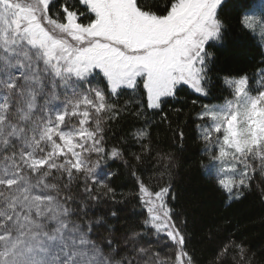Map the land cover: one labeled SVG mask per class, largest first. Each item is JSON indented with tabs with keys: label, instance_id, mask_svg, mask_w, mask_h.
<instances>
[{
	"label": "snow or ice",
	"instance_id": "6c2138e0",
	"mask_svg": "<svg viewBox=\"0 0 264 264\" xmlns=\"http://www.w3.org/2000/svg\"><path fill=\"white\" fill-rule=\"evenodd\" d=\"M221 3L168 0L161 11L147 0H0V264H199L171 186L148 183L132 163L143 162L150 120L133 133L142 151L130 158L125 144L108 146L106 124L160 110L182 85L208 95L206 44L227 28ZM238 23L264 39V13L245 10ZM224 84L231 98L204 105L198 127L216 185L240 200L257 166L264 173V137L243 143L253 108L264 105V68ZM117 160L140 209L120 229L110 220L122 209L90 216L94 205L128 203L111 186ZM211 264H254V255L228 238Z\"/></svg>",
	"mask_w": 264,
	"mask_h": 264
},
{
	"label": "trees",
	"instance_id": "16d2710c",
	"mask_svg": "<svg viewBox=\"0 0 264 264\" xmlns=\"http://www.w3.org/2000/svg\"><path fill=\"white\" fill-rule=\"evenodd\" d=\"M147 2L156 6L153 10L158 8L161 11L168 4V0ZM256 9V14L264 13V0H224L218 8L227 28L219 39L206 44L212 53L207 96L196 94L187 85H182L176 96L164 99L160 110L146 109L139 117L134 111H125L106 124L108 146L125 144L126 158H130L131 154L142 151L133 133L145 127V120H150L147 125L150 140L144 141L148 150L144 152L143 162L133 160L132 163L138 165V175L148 183L157 188L171 186V206L181 212V220L186 221L189 247L195 250L199 264H211L221 242L227 243L228 238L243 241L254 255V264H264V201L261 198L264 173L257 166L251 173L250 187L245 190L244 197L230 200L228 194L216 185L217 165L210 161V153L204 150L198 127L202 123L198 115L204 105L219 104L231 98L224 84L225 77L246 73L255 80L259 69L264 68L261 63L264 61V39L259 29L248 32L238 23L242 12L255 13ZM131 95V92H125L119 98L120 102L124 103ZM139 99L137 96L136 100ZM109 168L116 173L110 181L116 199L129 198L136 191L129 170L119 160L111 163ZM117 209H122L118 212L119 220L111 219L110 223L118 229L132 223L135 218L131 214L140 210L137 201L129 198L126 206L113 205L110 201L94 205L90 216L95 220Z\"/></svg>",
	"mask_w": 264,
	"mask_h": 264
},
{
	"label": "rangeland",
	"instance_id": "374dc122",
	"mask_svg": "<svg viewBox=\"0 0 264 264\" xmlns=\"http://www.w3.org/2000/svg\"><path fill=\"white\" fill-rule=\"evenodd\" d=\"M223 1L224 0H222V3ZM254 11L255 13H257V9ZM214 39L215 38H212L210 40H214ZM248 133H249V140L243 141V143H255L258 138L264 137V105L256 106L253 108L251 119L248 125ZM231 135L233 140H235L237 143L242 142L240 140V136L242 135L240 130L233 129Z\"/></svg>",
	"mask_w": 264,
	"mask_h": 264
}]
</instances>
